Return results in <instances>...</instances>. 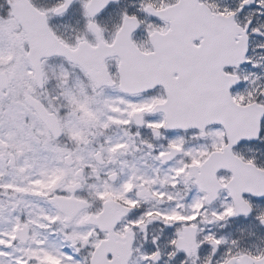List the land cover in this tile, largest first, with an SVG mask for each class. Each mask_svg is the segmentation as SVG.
I'll return each mask as SVG.
<instances>
[{"label": "snow or ice", "instance_id": "1", "mask_svg": "<svg viewBox=\"0 0 264 264\" xmlns=\"http://www.w3.org/2000/svg\"><path fill=\"white\" fill-rule=\"evenodd\" d=\"M118 2L0 0V264H264V0Z\"/></svg>", "mask_w": 264, "mask_h": 264}, {"label": "flooded vegetation", "instance_id": "2", "mask_svg": "<svg viewBox=\"0 0 264 264\" xmlns=\"http://www.w3.org/2000/svg\"><path fill=\"white\" fill-rule=\"evenodd\" d=\"M37 4H50L54 3L55 0H34ZM220 3L225 2H233V0H218ZM139 4V0H119V2L112 6V8L105 13V16L101 19V24L106 25L109 30H111L112 26L117 24L120 19V13L122 11H127L129 14L135 13L139 16L140 19L145 20L146 22L159 24L160 22L153 17H145L142 13L137 11V7ZM50 26L56 29L60 34L65 36L66 38H71L74 34V31L80 29L82 27L83 21L80 18L78 7H74L71 9L64 17L62 18H53L50 20ZM133 38L137 42H143L146 38L143 26L138 29ZM255 42H259L258 38L254 40ZM245 69H242V72H246L249 69L247 66H244ZM259 72V70H254ZM243 86H239L237 88L232 89L233 94L237 91H241ZM116 135H119V132H116ZM254 152L244 154H254L257 157V163L260 165H264V147H261L259 144L254 145ZM151 163V161H148ZM144 171H148L150 174V169H143ZM255 203V200H253ZM213 227V230L226 235L229 239H239L241 241V246L250 247L252 245H256L259 247H264V227H260L256 224V222L251 218L245 217H235L230 221L226 222L223 225L210 226ZM161 228L163 225H154L149 226V231L152 236H160L162 237L160 241L161 251L165 254L166 258V250L163 243V237L170 236L171 232L167 229L163 233H161Z\"/></svg>", "mask_w": 264, "mask_h": 264}]
</instances>
